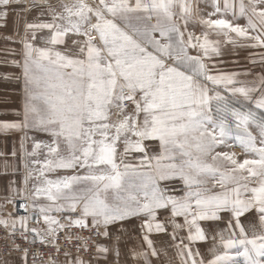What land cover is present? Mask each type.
<instances>
[{
	"label": "snow or ice",
	"instance_id": "snow-or-ice-1",
	"mask_svg": "<svg viewBox=\"0 0 264 264\" xmlns=\"http://www.w3.org/2000/svg\"><path fill=\"white\" fill-rule=\"evenodd\" d=\"M13 20L0 264H118L130 221L131 264H264V0H0Z\"/></svg>",
	"mask_w": 264,
	"mask_h": 264
},
{
	"label": "crops",
	"instance_id": "crops-1",
	"mask_svg": "<svg viewBox=\"0 0 264 264\" xmlns=\"http://www.w3.org/2000/svg\"><path fill=\"white\" fill-rule=\"evenodd\" d=\"M240 23H243V21H240ZM22 25V21L19 25H17L13 20L9 22L8 30L0 29V119H15L14 111L18 110L21 105V83L15 79V77L19 75V70L10 66V61L12 59H20V45L19 43H10L8 40L4 39V37L8 35L10 31H14L17 27H20L22 29ZM12 49H15V55L12 54ZM231 49L232 47L230 45L225 46V48L223 49L224 55L222 56V59L224 63L221 65V67L227 65L225 61L228 60H226L225 51H230ZM224 69L226 70V68ZM226 71H231V69H227ZM6 75L9 77L8 79H5ZM19 147V134H14L7 137L0 136V152L11 153L13 150L18 151ZM28 147H31V142H29ZM7 161L8 167L5 168V157H0V204L4 203L3 197L6 194V189L8 185L12 181H16L15 186H23L22 180L24 168L22 161L18 157L13 158L10 155L7 157ZM18 201L23 200L17 199L16 202ZM15 204L7 205V207L4 209V212H11L15 214ZM137 226L138 222L130 221L125 222L123 228L120 225H116L113 227L114 235L119 236L121 239V255L118 259V264H131V261L128 260L126 253L128 252V249H130L133 245L140 244V240L136 235ZM130 236L131 239L129 238ZM168 242L169 241L166 236H160L156 238V243L158 247H166ZM13 259H15V257H13ZM110 259L112 261V264H117V258L115 256L111 257Z\"/></svg>",
	"mask_w": 264,
	"mask_h": 264
},
{
	"label": "rangeland",
	"instance_id": "rangeland-1",
	"mask_svg": "<svg viewBox=\"0 0 264 264\" xmlns=\"http://www.w3.org/2000/svg\"><path fill=\"white\" fill-rule=\"evenodd\" d=\"M250 51L249 49H231L230 51H225V57L228 61H225L227 65L222 68H226V70L231 69V71H243L244 69L253 68V65L249 63ZM256 71L259 72V68H256Z\"/></svg>",
	"mask_w": 264,
	"mask_h": 264
},
{
	"label": "built area",
	"instance_id": "built-area-1",
	"mask_svg": "<svg viewBox=\"0 0 264 264\" xmlns=\"http://www.w3.org/2000/svg\"><path fill=\"white\" fill-rule=\"evenodd\" d=\"M22 203H23V201L16 202V204L14 206V213L16 215H24L25 214L23 208L20 207V204H22ZM2 245H3V240H0V248H2Z\"/></svg>",
	"mask_w": 264,
	"mask_h": 264
}]
</instances>
